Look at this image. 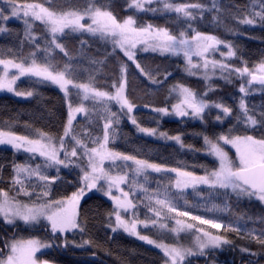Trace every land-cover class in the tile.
<instances>
[{
  "label": "snow or ice",
  "instance_id": "6c2138e0",
  "mask_svg": "<svg viewBox=\"0 0 264 264\" xmlns=\"http://www.w3.org/2000/svg\"><path fill=\"white\" fill-rule=\"evenodd\" d=\"M0 4V34L19 36L17 30L7 25L14 19L23 23L19 47H0V90L32 97L34 91L15 87L21 77L27 76L35 78L37 83L57 86L66 106V116L55 132L32 129L28 134H18L7 122L5 127H0V146H10L13 151L7 177L4 165L0 164V185H7L0 186V264H50L43 258L47 249L99 247L94 240L83 238L88 221L82 216L81 201L89 193H101L112 202L105 215L107 227L113 233L122 230L154 245L163 254V264H193V257L209 256L213 257L211 264H216V252L225 247L247 254V264H259L253 258H264V227L249 229L241 223L243 217H237L235 223H226L215 216L206 218L203 214H194L197 206L187 207L186 201L185 206H180L177 199L186 189L204 186L210 193L226 199L235 196L237 201L246 199L264 205V110L257 112L255 106L250 108L246 99L256 87L264 91V57L249 67V62L230 41L193 27L194 22L204 19V13H210L217 24L223 23L222 18H230L236 25H258L264 29V0H251L246 6L233 3L229 7L221 5L219 0H211L210 5L125 0L126 10L131 14L120 17L110 10L111 3L104 0H85L82 7H57L53 0H0ZM158 12L175 13L177 21L183 19L186 27L178 26L173 33L168 27L143 19L144 15L155 16ZM37 24L41 26L39 34ZM224 28L226 32L238 34L228 24ZM75 34L111 44V52L105 49L103 59H92L98 71L107 67L109 57L115 60L114 66L102 77L105 83L98 85L95 76H90L86 83L79 82L71 64L73 57L62 42ZM25 42L31 46L27 54ZM79 43L83 55L87 41L81 39ZM222 45L227 51H221ZM57 49L67 58L62 68L51 59ZM148 52L182 56L185 73L199 74L209 82L203 92L184 83L171 84L168 93L175 103L154 107L151 109L154 113L160 117L198 119L207 126L210 122L206 119V110L211 115V109H217L213 117L216 126L224 125L226 120L231 126L211 134L207 130L197 133L203 140L200 148L185 144L181 134L170 136L158 128L142 126L133 114L138 105L130 96V77L138 75L150 85L163 88L173 75L169 68L143 64L138 54ZM38 53H43V57H38ZM216 53L221 59H209ZM121 54L123 59H116ZM194 57L198 59L194 61ZM233 58L240 66L232 62ZM217 73L225 83L241 81L235 114L233 106L208 98L209 93L217 90L210 83ZM78 116L85 121L79 129ZM125 119L139 133L173 140L181 149L203 153L212 159L208 164H194L189 170L182 162L169 167L166 162L140 158L139 153L118 151L110 144L115 143ZM25 128L30 129L31 125L26 124ZM231 149L235 150L234 154H230ZM20 153L25 155L22 162L15 159ZM62 168L77 171V182L75 190L57 198L52 194V186L57 180L68 183L60 176ZM197 168L202 169V174H198ZM52 169L54 174H49ZM150 173L160 174L155 188L146 187ZM141 205L146 209L143 219ZM213 209L228 211V206L213 205ZM259 219L264 225V216ZM163 221H171L174 226ZM38 225L45 231L43 238L20 235L21 229L34 230ZM140 226L145 230L155 229L157 233H172L173 242L142 235L138 231ZM182 233L191 237L190 243L181 242ZM230 233L246 243L238 247L229 238ZM69 235L73 238L69 239ZM77 235L81 237L79 241L75 239ZM252 244L257 246L256 251L251 250Z\"/></svg>",
  "mask_w": 264,
  "mask_h": 264
},
{
  "label": "trees",
  "instance_id": "16d2710c",
  "mask_svg": "<svg viewBox=\"0 0 264 264\" xmlns=\"http://www.w3.org/2000/svg\"><path fill=\"white\" fill-rule=\"evenodd\" d=\"M32 2V0H29ZM37 2H43V0H37ZM57 7H82L85 0H53ZM105 3H111V9L118 17L131 14L126 10L125 0H104ZM174 3H211V0H171ZM251 0H219V3L225 7H229L231 4L240 6H246ZM2 6V4H0ZM144 20L152 22L154 24L168 27L170 31L176 33L177 27H186L183 19L177 21L175 13H157L155 16L149 14L143 16ZM223 19V23L217 24L212 21V14L204 13V19L202 21L194 22L193 27L200 31H205L210 34L218 36L220 39L230 41L235 48H237L238 54L242 53L244 59L249 62V67L254 63H258L259 60L264 57V29H261L258 25L255 27L240 26L234 24L230 18ZM224 24H228L237 30L238 34H233L225 31ZM11 29L17 30L20 35L12 36L6 34H0V47H19V40L23 38L22 30L23 23L18 20H12L7 25ZM41 26L37 25V32L40 33ZM83 39L87 41L83 49V55H81V45L79 41ZM66 43V48L69 54L73 57L71 64L73 70L79 82H88L90 76H95L98 85L105 83L103 76L109 72L111 67L114 66L115 60L112 57L108 58L107 67L98 71V65L92 63V59H103L105 49L111 52V44H105L104 41L99 40L88 35L81 37L79 34L66 37L62 40ZM30 45L25 42L24 53L30 50ZM38 57L42 58L43 53H38ZM138 58L143 64L148 67L155 68L157 65L161 68H169L173 75L169 77L167 86L163 88H156L150 85V83L138 75L130 77L132 83L130 84V96L135 100L138 107L136 108L134 115H136L138 122L145 127H155L168 132L171 135L181 134L185 144L194 145L196 148H200L203 144L202 137L197 133L205 132L206 130L211 134L212 131L220 132L230 127L228 120L224 125L216 126L213 117L217 114L215 111H211V115H207L206 119L209 120V124L206 126L202 124L198 119H177L175 117H160L154 113L151 109L154 107L166 106L167 103H175V99L169 97L168 87L173 83H184L186 86L193 88L197 92H203L206 90V82L202 77L189 76L184 72L185 63L180 57L161 56L157 53H139ZM51 59L54 63H57L61 68L63 64L67 62V58L63 53L57 49ZM116 59H123L122 54L117 56ZM236 66H240L239 62L233 60ZM130 72L132 68L130 67ZM212 83L216 87L215 93H209V97L212 100L223 101L224 103L233 106L234 114L236 113V104L240 97L238 87L240 80H234L232 83H225L221 79H213ZM24 85V84H23ZM22 85V86H23ZM34 85V87H32ZM28 90H33L34 95L29 100H19L12 96L2 94L0 95V127H5L6 122L11 124L12 130L18 134H28L32 129H41L43 131H57L60 127L61 121L66 116V106L63 102V94L54 87L48 85H35L28 83ZM247 102L250 108L255 106V111L259 112L264 110V91L252 92L247 98ZM148 104L149 107L145 108L144 105ZM115 110V108L113 109ZM79 126L85 124L82 118L77 120ZM102 123V121H101ZM31 125L30 129H26L25 125ZM235 124V121H232ZM110 147L115 148L118 151L137 154L140 158L149 159L153 162H166L169 167H176L181 162L189 166L194 164H208L211 161V157H206L203 153H192L187 149H181L179 145L166 143L163 141L153 140L145 136L139 135L136 132L135 127L127 119L123 120L120 128L119 135L114 144H110ZM8 150L10 154L6 155V161H1L0 164L4 165V175L7 177L11 171L10 162L13 159V151L10 146L0 147V152ZM25 158L23 153L17 154L15 159L18 162H22ZM54 169L50 170L49 174H54ZM198 174H202V169L197 168ZM68 170H62L60 176L64 173H68ZM73 172V171H72ZM72 177L77 182V171L74 170ZM173 175V174H172ZM174 176V175H173ZM160 174L150 173L149 183L146 187L155 188L156 181L160 180ZM143 183V178L140 180ZM7 187V185H1ZM75 190L73 186L66 183L61 184V181H56V184L52 186L53 196L57 194L63 195L64 193H70ZM138 196L140 194H137ZM175 195V191L173 192ZM187 207L197 206L194 214H203L206 218L213 216L224 220L226 223H235L237 217H243L241 223L246 224L247 228L259 229L264 227L260 223V217L264 216V205H261L258 201L249 202L246 199L237 201L235 196H229L227 199L222 195L210 193L206 187L200 186L198 189L184 191L183 195L177 199V203L180 206ZM225 204L228 206V211H218L213 209V205H218L220 208H224ZM112 207V203L99 194L89 193L81 201L82 216H85L88 221V228L84 239L94 240L99 247H92L87 249L81 248H51L45 251L44 259H48L52 264H163V254L160 249H157L154 245H149L145 241H141L135 236L113 233L110 228L107 227V218L105 213ZM209 209H212L209 211ZM146 209L141 205L140 218H144ZM2 223V222H0ZM207 228V226H205ZM12 229L9 228V232ZM216 232L218 230L211 229ZM219 231H223L222 229ZM142 235H149L153 239L163 238V240L169 242V234L157 233L153 230H140ZM20 235L25 238H29L33 235L43 238L45 231L42 226L38 225L34 230H20ZM73 237L69 235V239ZM80 236H75L77 241L80 240ZM229 238L232 239L239 247L246 242L242 240L235 233H230ZM251 250L256 251L257 246L251 245ZM94 253V255H93ZM213 259L209 257H193V264H209ZM214 259L217 262L223 264H241L242 260L244 264H247L249 256L247 254H241L239 251H234L228 247H225L223 251H217ZM258 259L259 264H264V258Z\"/></svg>",
  "mask_w": 264,
  "mask_h": 264
},
{
  "label": "rangeland",
  "instance_id": "374dc122",
  "mask_svg": "<svg viewBox=\"0 0 264 264\" xmlns=\"http://www.w3.org/2000/svg\"><path fill=\"white\" fill-rule=\"evenodd\" d=\"M158 13H160V12H158ZM164 13V12H163ZM168 13V12H167ZM15 20V19H14ZM37 25H39V24H37ZM221 51H227V49L226 48H224L223 47V45H222V47H221ZM158 54V53H157ZM165 56H169V57H176V56H171V55H165ZM180 58H182L183 59V57L182 56H180ZM221 59V57H220V55H219V53H216V55L214 56V57H212V56H210L209 57V59ZM194 59V61H196L198 58H196V57H194L193 58ZM233 60H234V58H233ZM183 61H184V59H183ZM233 62V61H232ZM184 63H185V61H184ZM197 76H199V77H202L201 75H197ZM218 76H219V73H217V76L216 77H213V79H219L218 78ZM28 83H32V84H35V85H48V86H51V87H54V88H56L57 90H59L61 93H62V91L57 87V86H55V85H52V84H50V83H37L36 82V80H35V78H30V77H27V76H25V77H21V79L20 80H18L17 81V83H16V85H15V87H16V89L17 90H21V91H25V90H28ZM240 83H241V81H240ZM24 84V85H23ZM23 85V86H22ZM32 87H34V85L32 86ZM33 91V90H32ZM256 91H261L258 87H256V88H254L252 91H251V93L252 92H256ZM2 94H6V95H9V96H12V97H14V98H16V99H19V100H29V99H31L32 97H27V98H25V97H20V96H16L13 92H8L7 90H0V95H2ZM63 94V93H62ZM215 111V112H217L218 113V111L219 110H217V109H211V111ZM135 112V111H134ZM134 114V113H133ZM208 114H207V110H206V116H207ZM163 117H168V118H170V117H174V116H163ZM79 118H81L80 116H78L77 117V120L79 119ZM175 118H177V117H175ZM177 119H181V118H177ZM183 119H190V118H183ZM193 119V118H192ZM134 126V125H133ZM135 127V126H134ZM153 128H155V127H153ZM136 129V128H135ZM160 131H163V130H161L160 128H158ZM136 132L139 134V135H142V136H145V137H147V138H150V139H153V140H158V141H163V142H166V143H171V144H176V145H178L175 141H173V140H165V139H163V138H156V137H150V136H146L145 134H143V133H139L137 130H136ZM168 133V132H167ZM169 134V133H168ZM170 136H171V134H169ZM183 139V138H182ZM0 147H2V146H0ZM234 152H235V150L234 149H231L230 150V154H234ZM8 154H10L9 153V151L8 150H3V151H1L0 152V162L1 161H6L7 160V158H5L6 157V155H8ZM62 170H68L69 172L68 173H64V174H62L61 175V178H62V180L63 181H66V182H68V183H66V184H68V185H70V186H73L74 188H75V185H76V180H74V178L72 177V174L71 173H73L74 172V170H70V169H63L62 168ZM73 171V172H72ZM174 175V174H173ZM6 177V176H5ZM58 181H61V180H58ZM1 186V185H0ZM187 190H191V188H189V189H186L185 191H187ZM96 194H99V195H101V196H103L101 193H96ZM61 196V194H57V195H55V197H57V198H59ZM104 197V196H103ZM105 199H107L108 201H110L107 197H104ZM111 202V201H110ZM112 203V202H111ZM163 222H165V223H168L169 224V226L170 227H172V226H174L173 224H172V222L171 221H163ZM141 229H143V227L142 226H140L139 228H138V231H140ZM123 233V234H127V233H125V232H123L122 230H118L116 233ZM169 234V238H170V241L169 242H167V241H165L164 240V242L165 243H171V242H173V239H174V234H172V233H168ZM129 235V234H128ZM152 238V237H151ZM153 239V238H152ZM180 240H181V242L182 243H185V244H188V243H190L191 242V237L189 236V235H187V234H181V236H180ZM47 250H49V249H47ZM47 250H45V251H47ZM50 264H52V263H50ZM209 264H211V261L209 262ZM216 264H223V263H220V262H217L216 261Z\"/></svg>",
  "mask_w": 264,
  "mask_h": 264
},
{
  "label": "flooded vegetation",
  "instance_id": "af4514ba",
  "mask_svg": "<svg viewBox=\"0 0 264 264\" xmlns=\"http://www.w3.org/2000/svg\"><path fill=\"white\" fill-rule=\"evenodd\" d=\"M232 264H234V263H232Z\"/></svg>",
  "mask_w": 264,
  "mask_h": 264
},
{
  "label": "water",
  "instance_id": "95a60500",
  "mask_svg": "<svg viewBox=\"0 0 264 264\" xmlns=\"http://www.w3.org/2000/svg\"><path fill=\"white\" fill-rule=\"evenodd\" d=\"M222 47V46H221Z\"/></svg>",
  "mask_w": 264,
  "mask_h": 264
}]
</instances>
